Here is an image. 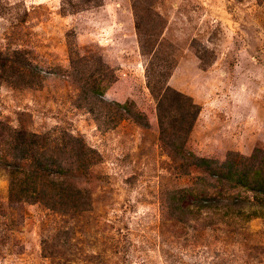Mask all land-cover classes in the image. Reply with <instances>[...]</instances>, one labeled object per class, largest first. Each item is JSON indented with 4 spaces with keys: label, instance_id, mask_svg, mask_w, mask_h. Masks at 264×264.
Segmentation results:
<instances>
[{
    "label": "rangeland",
    "instance_id": "1",
    "mask_svg": "<svg viewBox=\"0 0 264 264\" xmlns=\"http://www.w3.org/2000/svg\"><path fill=\"white\" fill-rule=\"evenodd\" d=\"M142 3L153 11L145 26L160 37L158 54L174 60L169 85L201 106L186 148L219 160L264 148V0ZM133 4L0 0V264H264V218L171 209L170 189L195 188L203 173L175 168L159 113L190 99L152 94ZM103 73L115 78L108 103L85 86ZM21 128L37 135L35 151L75 167L70 175L91 190L87 206L51 208L44 201L56 191L43 179L29 183L36 192H13L11 175L30 162L19 155Z\"/></svg>",
    "mask_w": 264,
    "mask_h": 264
},
{
    "label": "trees",
    "instance_id": "2",
    "mask_svg": "<svg viewBox=\"0 0 264 264\" xmlns=\"http://www.w3.org/2000/svg\"><path fill=\"white\" fill-rule=\"evenodd\" d=\"M133 7L141 49L145 54L151 56L146 73L152 94L159 99L160 103H164L169 98H174L175 101H178V98H186L185 101L190 99V102H185L184 106L177 107L175 111H169L173 104L168 108L165 107L168 111V118L163 115L167 112L166 110L164 112L161 110L159 113L162 146L171 157L175 168L180 170V174L183 176H190L194 171L203 173L196 177L197 186L195 188L170 189L171 209L182 211L183 214L194 216V218L202 217L204 210L211 212L212 216L218 214L233 221L235 219L250 221L254 218H264V148H257L249 157L242 156L238 152H229L224 160L199 156L186 148V134L192 129L199 116L201 106L193 100L191 101V97L169 85L174 60L163 59L158 54L160 37L158 35V38L157 36L153 38L155 36L153 29L148 30L145 26L148 20L146 12L149 10L153 13V11L147 4L142 3V0H134ZM155 15L157 16V14ZM15 54L19 53L15 52ZM3 60L5 61L4 58ZM4 61H2V66L5 65ZM21 62L22 60L18 63L22 70L38 72L37 67L29 65L28 62ZM77 65L73 59L72 66L75 71L78 69ZM113 78L107 73H103L101 79L94 84L87 82L85 86L96 99H100L101 103H108L105 91L115 80ZM113 105H117L118 110L123 111L125 115H130L131 111L127 105L117 102H113ZM17 133L24 139L18 143L19 155L30 162L25 168L22 167L23 169H15L11 175L13 192L17 190L19 195H25L31 189L36 192L38 191L37 187H31L29 183L37 184L39 180L43 179L48 180L52 184L53 190L56 191L55 195L46 201L41 199L51 208L87 206L90 200L84 199L82 196L85 195L89 198L91 190L88 187L83 190L84 187L79 186L80 184L74 180V176H71L78 175L73 170L75 167L72 164H67L64 167L56 156L35 151L40 143L36 138L32 139L34 136L37 137L36 134L30 138L26 137L27 133L24 128H21ZM73 143V140H69L65 146H62V150L67 151V158L72 156V148L75 146ZM77 150V153H80L84 158L91 159V156L88 155L89 152L82 149L81 151ZM21 170L22 172L18 175ZM53 173H55V177H51ZM58 173L62 174L58 176ZM14 185L20 186L14 188ZM206 185L214 187V195L209 193Z\"/></svg>",
    "mask_w": 264,
    "mask_h": 264
}]
</instances>
